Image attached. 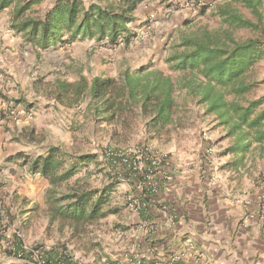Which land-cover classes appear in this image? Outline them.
<instances>
[{
  "label": "trees",
  "instance_id": "trees-1",
  "mask_svg": "<svg viewBox=\"0 0 264 264\" xmlns=\"http://www.w3.org/2000/svg\"><path fill=\"white\" fill-rule=\"evenodd\" d=\"M148 0H59L44 17L35 15L33 8L39 0H0V12L15 5L12 28L36 51L45 52L59 45L71 46L78 41H96L105 47L121 44L130 47L136 33V12ZM169 1V0H165ZM236 5L249 9L258 23L246 18ZM263 0H226L216 5L215 12L224 24L218 29L203 28L183 32L165 63L168 71L178 74L174 80L167 71L143 66L136 71L125 70L119 76H97L89 81L83 75L75 82L57 79L51 96L66 106L79 105L88 100L86 107L95 122L113 126L117 136L126 137L134 123H141L149 140L162 136L178 122L179 105L175 94L185 91L186 96L205 109L209 116L226 131L230 145L225 154L235 159L232 165L243 167L247 154L258 152L264 158V97L252 98L254 90L263 82L253 78L255 66L264 58V43L257 38L238 40L235 33L241 29L258 30L263 24ZM28 139H35L34 132ZM144 172L140 161L122 151L106 150L99 154L73 156L63 146H51L41 155L30 157L21 153L23 164L32 175L48 181L45 192L47 216L51 222L83 235L99 221L114 214L111 209L112 193L122 178L146 186L148 176L157 172V163L148 150H142ZM90 164L106 165L115 175H107L109 183L103 188L71 180ZM155 184V182H154ZM144 187L138 203L148 205L155 190ZM7 226L16 216L7 209ZM0 211V228L3 226ZM142 218L146 219L145 213ZM15 254L24 253L20 237L15 236ZM45 264H73L65 251H45ZM183 264V263H174Z\"/></svg>",
  "mask_w": 264,
  "mask_h": 264
},
{
  "label": "rangeland",
  "instance_id": "rangeland-1",
  "mask_svg": "<svg viewBox=\"0 0 264 264\" xmlns=\"http://www.w3.org/2000/svg\"><path fill=\"white\" fill-rule=\"evenodd\" d=\"M169 1L148 0L143 3L147 4L149 10L141 24L131 26L136 37L130 47L121 44L110 48L96 41L84 40L71 46L59 45L47 52L46 57L49 61L52 60V67L48 73L39 75L38 88L33 86V95L27 96L30 97V106L36 113L31 119L35 139H28L27 144L31 146L28 153L41 155L46 153L49 147L60 145L73 156L99 154L101 160L106 150H117L136 157V160L140 161L139 171L144 172L145 164L142 160L146 155L143 156L142 150H148L151 158L158 165L157 172L150 175L146 186L122 178L112 193L111 209L115 213L90 227L83 235H77L72 230L61 227L59 222L50 221L44 198L48 188L45 184L47 180L38 176L35 181L40 183V188L35 190V194L31 191L29 198V201L34 203L32 205L24 203L23 208L18 211V214H21L20 218L23 219L20 239L30 250L21 258L9 252L16 246L17 234L14 232L17 224L6 229L2 228L4 237L1 239L4 240L5 249L0 252V264H44L39 255L31 252L37 251V247L45 251L55 249L65 251L73 264L104 262L137 264L130 260L131 256L137 255L142 258L141 255L154 252V249L148 251L147 247L143 246L144 237L149 231L148 224L138 222L136 219L138 215L136 203L144 187L150 184L153 188V185H156L155 180H159V183L162 181L169 183L171 180L164 177L168 168L172 170V174L178 171L176 166L180 162L178 157H183L185 160L196 157L200 162L201 172L205 171L207 146L216 149L220 162L217 173L228 182V188L242 197L258 196L257 201L261 204V211H264V158L260 157L258 152H251L247 154L243 167L238 169L233 166L232 162L235 158L225 154L230 145L226 131L214 121L213 116L206 114L203 107L196 105L187 97L185 91L179 90L175 94L179 105L178 122L168 132L154 140L148 139L143 124L139 122L134 123V128L127 137L126 134L117 136L113 126L99 124L87 113L88 100L79 105L66 106L58 103L51 96V85L57 79L75 82L81 75L89 81L97 76L115 78L125 70L136 71L149 65L167 71L174 80H177L178 74L169 72L165 63L171 48L179 43L183 32L191 33L203 28L218 29L224 26L220 17L216 15L215 8L217 4L226 0H176L175 3ZM164 3H168L167 6ZM40 7L41 5L34 6L35 15H38L37 9L40 11ZM236 7L246 18L258 23L249 9L242 5ZM262 15L263 24L260 29L238 30L235 33L236 39L257 38L264 43V0ZM253 78L257 82L264 81V58L255 66ZM27 92H30V87L24 88V94ZM263 97L264 83H261L252 93V98ZM199 162L196 163L199 165ZM107 175H115V173L106 165L97 167L90 164L84 167L71 183L74 185L80 182L93 188H103L109 183ZM159 190L160 188L157 193ZM28 207H32V210ZM171 254L176 252L169 253L162 261H168ZM143 261L149 264L158 262L147 258H143Z\"/></svg>",
  "mask_w": 264,
  "mask_h": 264
},
{
  "label": "crops",
  "instance_id": "crops-1",
  "mask_svg": "<svg viewBox=\"0 0 264 264\" xmlns=\"http://www.w3.org/2000/svg\"><path fill=\"white\" fill-rule=\"evenodd\" d=\"M39 1L37 5L41 7L37 12L44 17L59 0ZM164 4L167 6L168 3ZM14 8L15 5L0 12V211L3 217L0 252L5 249L2 228L16 223L14 233L22 237L23 219L18 211L24 203H34L29 201L30 192L35 194L40 188V183L35 181L40 175L31 174L20 154L35 156L28 153L31 146L27 144V136L34 132L31 119L36 113L27 96L33 95L34 87L40 82L39 75L48 73L52 67V60L49 61L46 54L55 49L38 52L28 44L12 28ZM147 10V4L139 7L135 25L145 20ZM26 87H30V92L24 94ZM178 158V171L173 175L168 168L164 177L171 181L160 184L155 180L160 190L157 193L158 188H155L149 197L150 203L147 206L136 203L141 207L136 219L149 227L143 246L148 251L154 249L153 253L141 255L142 258L160 261L176 252L182 256L180 263L183 264H264V211H261L258 196L236 195L218 173L221 179L214 184L210 179L212 172L208 171L207 165L201 172L196 157L191 160ZM45 184L49 187L47 181ZM28 208L32 210V207ZM7 209L16 216L12 226H7L8 220L4 217ZM142 213L146 219L142 218ZM29 214L32 216V212ZM189 242L203 253V260L195 261L188 255ZM22 244L25 250L22 254H28V245Z\"/></svg>",
  "mask_w": 264,
  "mask_h": 264
},
{
  "label": "built area",
  "instance_id": "built-area-1",
  "mask_svg": "<svg viewBox=\"0 0 264 264\" xmlns=\"http://www.w3.org/2000/svg\"><path fill=\"white\" fill-rule=\"evenodd\" d=\"M205 154H206V159H205L206 165L208 166V170H210L212 172L211 175H210V179L214 182V184H217V182L219 180V176L217 175V170H218V168L220 166V162H219V157L217 156L216 149L213 146H207V147H205ZM148 179H150V176H148ZM140 208L141 207L138 206L136 208V210H138V212H139ZM10 251L15 253L14 247H13V249H10ZM31 252L36 254V255H39V256L41 255V250L31 251ZM187 253H188L189 256L194 257L195 261H201L204 258L203 253L199 252L192 242H189L188 245H187ZM22 255L23 254L21 253V254H19L18 257L21 258ZM66 255H67V253H66ZM67 256L70 257L69 255H67ZM40 258H41V256H40ZM131 260H133L137 264H149V263L144 262L143 258H139V256H137V255L131 256ZM181 260H182V256L181 255H179V254H171L170 255V259L168 261L165 262V261L160 260L158 262H163V263L156 262V264H174V263L180 262ZM44 264H45V262H44ZM61 264H65V263L62 262ZM103 264H112V263L104 262Z\"/></svg>",
  "mask_w": 264,
  "mask_h": 264
}]
</instances>
